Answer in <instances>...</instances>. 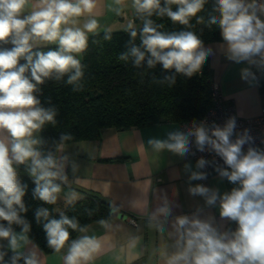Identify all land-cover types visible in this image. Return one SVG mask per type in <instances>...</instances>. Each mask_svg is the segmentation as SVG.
<instances>
[{"label": "clouds", "instance_id": "clouds-1", "mask_svg": "<svg viewBox=\"0 0 264 264\" xmlns=\"http://www.w3.org/2000/svg\"><path fill=\"white\" fill-rule=\"evenodd\" d=\"M166 2L179 7L174 12L168 7L161 8L160 0H133L138 12L151 16L153 10H157L158 15L166 14L172 21L184 25L204 4V0ZM28 3L29 0H0V41L7 43L11 38L14 45L11 49H0V130L7 131L11 144L9 147L4 139H0V220L8 222L7 227L0 224V239H6L13 252L11 264H17L23 256L18 250L28 243L29 231V225L19 216V212L26 211L22 203L24 188L17 180L13 163L31 161L30 174L36 185L33 195L48 204L56 203L57 194L61 191V185L56 181L66 180L64 163L51 154L42 156L35 147L40 141L32 138L33 133L40 130L45 122L54 123L56 112L39 107L40 102L33 93L37 85L53 73L59 79L72 72L69 84L82 76L80 61L72 53L83 52L87 47L86 33L95 32L98 27L97 21L90 19L83 28H61L70 21L75 23L73 18L92 13L96 0H38V10L22 16ZM217 3L221 18L217 21L212 17V23H219L222 38L228 45L229 58L253 62V57L259 56L264 60V21L258 15V12L264 13V3L257 5L256 0L251 3L247 0H217ZM136 35L135 31L131 32L132 37ZM34 38L58 43L59 49L33 53L29 41ZM141 43L150 53L151 58L147 61L150 67L160 62L165 69L175 68L177 72L191 76L205 58L202 42L194 33H161L153 27L151 20L144 24ZM130 51L134 63L139 66L145 59V51L137 47ZM21 58L25 64H19ZM121 59H127V54ZM26 72H30V76H26ZM233 128L234 120H229L223 129L214 126L209 130L201 124L189 129L187 134L176 131L169 133L167 140L148 142L156 150L168 149L184 155L189 150V136H194L199 150L203 151L206 144L210 145L232 169L230 173L222 172V175L240 184L221 200V216L238 223L231 237L218 235L207 222L179 217L175 227L181 248L169 264H264V153L252 148L246 154L242 153L245 137L232 142ZM68 138L61 137L62 140ZM203 163L201 160L199 166ZM191 178L202 179L203 174L193 173ZM190 192L206 195L208 189L198 185ZM75 195L74 192L71 194L69 202L75 199ZM215 199L213 194L208 203H214ZM48 216L47 209H39L36 213L38 221L41 217L47 220L44 231L48 244L58 252L69 240L67 229H76L77 223L66 216L51 220ZM13 223L22 225L20 233L12 229ZM80 231L86 229L81 228ZM100 248V242L94 237L85 235L73 240L65 264H86ZM3 256L4 253L0 252V260ZM23 259L25 264H37L34 254L23 256Z\"/></svg>", "mask_w": 264, "mask_h": 264}, {"label": "crops", "instance_id": "crops-1", "mask_svg": "<svg viewBox=\"0 0 264 264\" xmlns=\"http://www.w3.org/2000/svg\"><path fill=\"white\" fill-rule=\"evenodd\" d=\"M37 4L38 0H29L22 16L38 10ZM136 12L133 0L119 3L96 0L92 13L73 18L75 23L70 21L61 28H83L88 20L95 19L98 27L95 32L86 33L87 36L104 30L125 29L133 26ZM258 15L264 21V13L258 12ZM29 43L32 47L59 45L39 38ZM201 47L205 51L210 81L220 84L236 113L242 117L259 114L264 108V60L259 56L253 57V62L230 59L224 40L204 43ZM176 131L183 132L181 123L169 120L125 130L104 127L99 139L62 143L53 153L42 145L40 130L33 133L32 138L40 141L35 147L42 156L51 154L64 163L66 180L56 181L61 191L57 194L55 208L64 209L73 192L76 195L71 202L88 191L109 199L116 211L111 218L88 224L86 231L75 239L86 235L100 242V250L86 264H169L181 248L175 227L179 217L207 222L221 236L231 237L237 230L236 221L221 216L223 196L240 187L239 182L233 183L222 175V172L230 173V167L207 178L192 179L193 173H199V167L187 153L156 150L148 143L149 140H167L168 134ZM0 139L11 147L6 130H0ZM64 157L67 159L63 160ZM198 185L208 189L206 195L190 192ZM213 194L216 199L209 204L208 199ZM69 247L47 253L28 236V243L18 251L34 254L37 264H65ZM0 252H12L6 239H0Z\"/></svg>", "mask_w": 264, "mask_h": 264}, {"label": "trees", "instance_id": "trees-1", "mask_svg": "<svg viewBox=\"0 0 264 264\" xmlns=\"http://www.w3.org/2000/svg\"><path fill=\"white\" fill-rule=\"evenodd\" d=\"M160 6L174 12L179 7L166 0H160ZM217 9V0H204L201 10L189 17L187 25L172 21L166 14L158 15L157 10H153L151 16L137 11L131 27L88 35L86 49L81 53H72L80 61L82 76L69 84L68 78L72 72L63 74L59 79L53 73L38 84L33 93L40 102L39 107L56 112L55 122H45L40 129L42 145L53 153L62 143L99 139L104 127L125 130L166 120L182 123L200 119L212 103L211 81L205 59L199 67L200 72L198 69L191 76L177 72L175 68L165 69L160 62L150 67L147 62L151 58L150 53L143 48L141 35L145 22L151 20L153 27L161 33L192 32L202 44L222 41L219 23H212V17H216L217 21L221 18ZM132 31L137 33L135 37L131 36ZM10 40L7 43L0 41V49L13 48ZM132 47L145 51V59L139 66L131 55ZM58 49L59 45L38 46L32 47V52ZM125 54L127 59H121ZM25 63L23 58L19 60V64ZM25 75L30 76V72ZM61 137L69 138L62 140ZM30 166V160L23 164L13 163L17 180L24 188L22 203L26 211L19 212V216L29 225V238L44 252L57 251L48 244L44 231L47 220L41 217L38 221L36 218L39 209L48 210V220L66 216L77 223L76 229H67L69 240L60 251L81 234V228L113 216L114 207L109 199L94 192L85 191L62 210L34 197L36 185L30 174ZM0 224L8 226L7 221L0 220ZM11 227L22 230V225L15 223ZM12 256L13 252L4 253L0 264H11ZM23 256L17 264H25Z\"/></svg>", "mask_w": 264, "mask_h": 264}, {"label": "built area", "instance_id": "built-area-1", "mask_svg": "<svg viewBox=\"0 0 264 264\" xmlns=\"http://www.w3.org/2000/svg\"><path fill=\"white\" fill-rule=\"evenodd\" d=\"M251 3L252 0H247ZM257 5L264 3V0H256ZM200 72V69L198 70ZM211 106L206 113L198 120H189L181 123L183 133L187 134L189 129L203 124L207 129L211 130L214 126L223 129L229 120H234L233 132L230 140L235 142L240 137H245V143L242 145L241 151L246 154L249 148L264 153V108L257 115L250 117L239 116L233 103L229 101L221 89L220 84L213 80L210 83ZM209 134H211L209 132ZM187 155L194 159L199 167V173L203 174V178L229 168L225 160L210 145H205L204 150L198 149L195 137L189 136ZM203 160L202 166L199 162Z\"/></svg>", "mask_w": 264, "mask_h": 264}, {"label": "water", "instance_id": "water-1", "mask_svg": "<svg viewBox=\"0 0 264 264\" xmlns=\"http://www.w3.org/2000/svg\"><path fill=\"white\" fill-rule=\"evenodd\" d=\"M112 214L115 215V214H116V211H113V210H112Z\"/></svg>", "mask_w": 264, "mask_h": 264}]
</instances>
